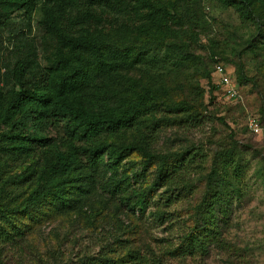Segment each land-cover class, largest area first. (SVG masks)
Returning a JSON list of instances; mask_svg holds the SVG:
<instances>
[{"label": "trees", "instance_id": "1", "mask_svg": "<svg viewBox=\"0 0 264 264\" xmlns=\"http://www.w3.org/2000/svg\"><path fill=\"white\" fill-rule=\"evenodd\" d=\"M218 1L248 37L242 24L221 41L207 0H0V264H204L213 248L238 252L224 216L243 198L246 151L264 178V147L220 115L212 79L217 61L233 64L264 117V0Z\"/></svg>", "mask_w": 264, "mask_h": 264}, {"label": "rangeland", "instance_id": "2", "mask_svg": "<svg viewBox=\"0 0 264 264\" xmlns=\"http://www.w3.org/2000/svg\"><path fill=\"white\" fill-rule=\"evenodd\" d=\"M206 13L208 20L212 25V30L217 34L221 41L232 42L233 36H235V27L239 25L243 27L239 14L234 9H226L218 0H207ZM20 17L16 20L19 21ZM38 16L32 18L31 36H34L39 40L41 32L37 28ZM244 24V34L249 36V28ZM13 33H17L13 30ZM12 33V34H13ZM12 34L8 36L7 43H11ZM235 43V41H234ZM242 61L249 73L256 72V59L249 53H244ZM228 69V73L232 76L235 86L238 88V98L228 99L223 91H216L215 104L220 110V115L227 117L228 123L237 133L239 139L246 142L253 143L257 147H264V139L254 135L248 126L250 117H257L260 119L264 128V117L261 115V100L258 93L253 89L251 84H239L236 80V68L233 64L225 63ZM206 88H209L207 80L202 81ZM209 99V93L207 94ZM213 109V108H212ZM211 123L205 125V127L195 131V134L191 136L196 138L203 137L208 131H210ZM248 129L246 132L245 129ZM174 129L165 127L161 134L160 147L166 144L168 136H173ZM244 158L250 163V169L243 179L242 195L240 200H234L229 206V212L226 218L227 224L225 225V236L229 244H235L238 246V252L235 255H231V249L226 247L225 249L213 248L210 250L206 257L204 264H226L229 258L234 259L236 264H264V178L256 174L257 169H261L263 164L259 161L252 159V154L248 151L245 152ZM136 167L135 169H138ZM263 169V168H262ZM185 206V204H184ZM179 207V206H175ZM185 207L178 208L175 213L184 216ZM176 217H178L176 215ZM58 222L48 226L46 233L49 235L56 227ZM163 227L154 226L152 233L154 237H173L169 233L163 230ZM225 229V228H224ZM151 233V234H152ZM74 234L79 237L84 234L83 230H77ZM72 236V235H71ZM150 237V236H149ZM167 245V243H164ZM249 249V252L246 251ZM244 250V251H243ZM9 264V263H8ZM26 264H33L28 262Z\"/></svg>", "mask_w": 264, "mask_h": 264}, {"label": "built area", "instance_id": "3", "mask_svg": "<svg viewBox=\"0 0 264 264\" xmlns=\"http://www.w3.org/2000/svg\"><path fill=\"white\" fill-rule=\"evenodd\" d=\"M213 83L217 85L218 91L228 99L238 98V88L235 86L232 76L228 73L226 64L223 61H217L213 71ZM249 130L261 139H264V128L259 118L250 117L248 121Z\"/></svg>", "mask_w": 264, "mask_h": 264}]
</instances>
